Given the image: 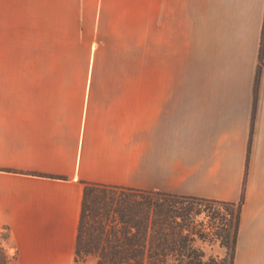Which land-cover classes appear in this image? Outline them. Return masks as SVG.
<instances>
[{"label":"crops","instance_id":"obj_1","mask_svg":"<svg viewBox=\"0 0 264 264\" xmlns=\"http://www.w3.org/2000/svg\"><path fill=\"white\" fill-rule=\"evenodd\" d=\"M263 23L264 0H0L14 264H73L85 183L243 196L234 264H264Z\"/></svg>","mask_w":264,"mask_h":264},{"label":"trees","instance_id":"obj_2","mask_svg":"<svg viewBox=\"0 0 264 264\" xmlns=\"http://www.w3.org/2000/svg\"><path fill=\"white\" fill-rule=\"evenodd\" d=\"M264 23L258 73L263 64ZM258 81V74L256 85ZM238 203L85 183L73 264H234ZM223 209L216 226L204 228L203 212ZM4 230L0 240L4 237ZM219 242L225 255L206 256L195 242ZM0 258L5 250L0 246Z\"/></svg>","mask_w":264,"mask_h":264},{"label":"rangeland","instance_id":"obj_3","mask_svg":"<svg viewBox=\"0 0 264 264\" xmlns=\"http://www.w3.org/2000/svg\"><path fill=\"white\" fill-rule=\"evenodd\" d=\"M189 54H191V61L189 62L190 74H191V84L194 82V45L190 47ZM193 69V70H192ZM192 70V71H191ZM219 214V216L227 217V213L223 209H216L211 212H203L199 217H197V223H201L204 228L210 229L212 226L218 224V220L213 217ZM7 233H4V237ZM0 246L5 250V258H0V264H14V248L11 246L6 239L0 240ZM195 246L204 251L206 256H219L225 255V248L221 247L219 242L213 241H200L195 242ZM165 264H176L173 259L168 260Z\"/></svg>","mask_w":264,"mask_h":264}]
</instances>
